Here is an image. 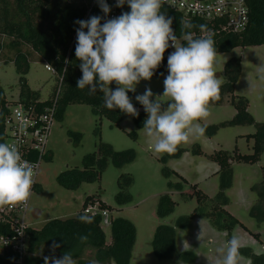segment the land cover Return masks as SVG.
<instances>
[{
  "label": "rangeland",
  "instance_id": "1",
  "mask_svg": "<svg viewBox=\"0 0 264 264\" xmlns=\"http://www.w3.org/2000/svg\"><path fill=\"white\" fill-rule=\"evenodd\" d=\"M0 38L5 44L0 56V83L7 99L14 102L20 92V74L14 62L16 51L11 46L12 38L1 35ZM177 42L180 43L179 40ZM22 49L29 54V71L25 75L27 85L40 92L43 98L49 97L56 83L55 74L30 46L23 45ZM173 51L175 48L171 47V53ZM232 57H240L242 65L235 95L246 97L249 113L258 122H264V80L260 78L261 68H264V44L239 46L228 52H217V75L222 83L225 64ZM167 75L168 72L164 75H153L150 81L141 80L135 92H128L133 105L143 111V106L135 97L150 88L154 93L152 99L161 100L166 108L168 98L162 97V94L163 81ZM109 87L112 89V84ZM236 112L231 103L210 104V115L200 123L205 127L231 120ZM256 130L255 125L248 124L222 127L213 135L206 130L203 136L191 138L189 142L179 145L185 149L182 153L168 156L153 151L143 127H138L132 117L115 124L107 117L97 115L89 104H70L65 110L64 118L57 119L53 124L48 143L50 155L47 158L50 159L41 163L37 179L41 189L32 194L27 220L33 228H41L54 218L75 217L83 209L85 199L95 196L97 203L93 211H99L100 202L110 207L105 215L100 210L103 215L101 225L106 233L107 243L111 242L112 219L125 217L135 224L137 241L130 264H216V250L225 246L228 237L226 232L215 228L205 217H195L191 228H177L176 256L173 258L158 257L152 241L159 224L176 226L181 215L194 211L198 205L197 199L185 198V195L194 191V184L211 197L217 193L220 183L217 173L219 165L208 156L220 149L242 154L252 153L254 138L249 139L247 135L255 133ZM70 131L81 133L79 142L70 135ZM133 131L137 132V137L131 134ZM101 143L112 145L116 151L132 149L136 154L135 159L118 166L113 158H109L100 178L83 182L78 189H68L60 185L58 175L66 169L83 168L85 157L94 152L99 153ZM196 145L200 146L201 154L193 151ZM166 167L174 172L167 171ZM127 176L131 177L130 182ZM263 178L264 154L256 164L235 162L232 185L226 191L229 198L226 209L244 225H237L232 236L235 234L240 238L241 247H250L258 255H264V220L254 216L252 208L257 199L254 186ZM170 182H182V192L171 186ZM121 191L130 196V200L123 204L117 200ZM166 193L177 204L171 215L160 218L157 214L159 197ZM36 212L37 216L34 215ZM255 233L260 235V239L254 236ZM183 252H191L194 259H187L190 254L187 258H181L179 253ZM238 264H254V259L241 251Z\"/></svg>",
  "mask_w": 264,
  "mask_h": 264
},
{
  "label": "trees",
  "instance_id": "2",
  "mask_svg": "<svg viewBox=\"0 0 264 264\" xmlns=\"http://www.w3.org/2000/svg\"><path fill=\"white\" fill-rule=\"evenodd\" d=\"M106 2V0H105ZM250 21L247 29L242 32H228L222 29L221 22L216 20H203L197 17H187L184 14L169 8L162 9L166 17L172 18V28L177 38L181 37V22H191L194 27L191 31L196 35H202L199 26H206L207 32L213 36L217 52H228L239 46H251L264 44V0H247ZM125 11L130 12L127 3ZM92 16L102 17L101 23L106 19L105 14L99 6L98 0H0V35L12 38L11 46L14 47L16 55L14 62L20 74L19 101L26 104L42 100L44 107L52 103V99L58 95L57 119H63L68 105L73 103H84L92 106L93 111L100 116H105L118 124L127 117H132L138 127L144 126L147 113L138 110V116H130L121 112L118 108L109 110L105 108L103 93L97 89L96 94L89 95L87 89L77 88V80L81 78L80 61L75 56L77 43L75 23L77 20H88ZM85 31H87L85 29ZM206 34V33H204ZM182 44L186 42L181 40ZM28 45L47 64L55 69L56 83L51 94L43 98L40 92L31 89L27 85L26 73L29 71V54L22 49ZM5 48L0 38V56ZM171 54V47L164 53V59L154 75H164L167 70V58ZM241 58H230L224 68V82L221 85L220 99L211 104L223 105L231 103L236 108V115L227 121L217 124L205 125L210 135L215 134L220 128L231 125H255V133L248 134L250 139L254 138L253 152L242 154L228 150H217L210 154V160L219 165L217 173L220 176L219 188L215 196L200 190L194 184V191L185 195L187 199H197L198 205L191 214L181 215L176 226L161 223L156 228L152 241L154 252L160 258H173L176 256L175 241L177 228H191L195 217L202 216L217 229L227 233L228 240L237 225H244L231 212L226 209L229 203L227 189L232 185L235 162L256 164L260 162L264 154V122H258L248 111V99L244 96H236V83L241 74ZM117 85L112 83V90ZM227 96V97H226ZM229 96V97H228ZM231 96V97H230ZM4 87L0 83V121L7 111L8 103ZM131 134L137 137V132ZM70 135L79 142L81 133L70 131ZM0 142H5L0 133ZM185 149L178 146L175 153L168 156L178 155ZM196 154L202 150L196 145ZM235 152V153H234ZM135 152L132 149L116 151L112 145L101 143L99 153L94 152L85 157L83 168H70L61 172L57 179L60 185L68 189H78L83 182H92L100 178L102 171L107 167L109 158H113L116 165L122 166L135 159ZM50 159V158H47ZM167 171L174 172L166 167ZM128 182L131 177L127 176ZM184 180V179H183ZM175 189L181 190L182 182L172 183ZM39 189V185L37 186ZM254 189L257 199L252 208V214L259 220H264V178L255 184ZM182 192V190L180 191ZM183 194L184 193H180ZM118 203L123 204L130 200V196L121 191L117 195ZM95 196H88L83 204V209L75 217L61 219L54 218L47 221L41 229L29 228L27 231V248L24 264H44V257H62L65 252H70L76 264H130L133 249L137 241V228L135 224L125 217H116L110 223L111 242L107 243L106 233L101 225L103 215L100 210H108L107 204H98L99 212L88 214L93 217L90 224L82 223L78 217L85 213L89 206H95ZM176 201L169 193L159 197L157 214L160 218L171 215L176 208ZM246 228V227H245ZM80 235H87L88 240L81 243ZM254 236L260 239V235ZM53 241L60 244L59 248L52 249ZM244 252L254 259V264H264V255L256 254L250 247H240L239 252ZM190 256L187 258V256ZM181 258L194 259L189 252L179 253ZM0 264H13L8 256H0Z\"/></svg>",
  "mask_w": 264,
  "mask_h": 264
},
{
  "label": "clouds",
  "instance_id": "3",
  "mask_svg": "<svg viewBox=\"0 0 264 264\" xmlns=\"http://www.w3.org/2000/svg\"><path fill=\"white\" fill-rule=\"evenodd\" d=\"M105 16L110 12L105 0H98ZM168 0H117V7L125 3L130 12L105 19L92 16L75 21L77 43L75 56L81 62L82 76L77 88L94 95L99 88L104 107L109 110L138 116L128 92H135L141 80L150 81L171 46L175 48L167 58L168 75L164 78L162 97L167 107L153 100L150 88L135 99L148 114L143 131L156 153L173 154L178 146L205 134L200 123L210 115V104L220 99L222 81L217 75L219 61L213 36L200 25L202 35L196 36L190 21L181 22V37L172 28V18L161 8ZM85 29L87 31H85ZM206 33V34H204ZM185 41L186 45L177 41ZM171 42V44H170ZM260 78L264 80V68ZM115 82V90L109 86ZM36 164L23 159L15 143L0 142V208L26 205L32 195ZM78 219L90 224L93 217L81 214ZM84 243L87 235H80ZM52 249L60 247L53 241ZM241 240L235 234L218 248L216 264H238ZM44 264H76L70 252L62 257H44Z\"/></svg>",
  "mask_w": 264,
  "mask_h": 264
},
{
  "label": "built area",
  "instance_id": "4",
  "mask_svg": "<svg viewBox=\"0 0 264 264\" xmlns=\"http://www.w3.org/2000/svg\"><path fill=\"white\" fill-rule=\"evenodd\" d=\"M106 3L110 7L106 19L126 12L125 5L117 7V0H106ZM164 8L176 10L187 17L220 21L222 29L228 32L245 31L250 21L247 0H168L161 12ZM47 68L55 73L50 64H47ZM59 91L52 103L44 107L41 105L43 99L26 104L18 102V97L16 103H8L3 120L0 121V133L4 141L15 143L23 159L37 166L32 194L39 185L37 179L41 163L50 155L48 143L53 124L57 120ZM31 197L26 205L0 208V256H8L13 264H24L27 231L31 226L27 220ZM93 207L89 206L85 213L99 212L93 211ZM102 214H107V210Z\"/></svg>",
  "mask_w": 264,
  "mask_h": 264
},
{
  "label": "crops",
  "instance_id": "5",
  "mask_svg": "<svg viewBox=\"0 0 264 264\" xmlns=\"http://www.w3.org/2000/svg\"><path fill=\"white\" fill-rule=\"evenodd\" d=\"M217 171H218V170H217ZM40 189H41V188H40V186H39V189H37V190H40ZM37 190H36V191H37ZM34 215H36V216H37V215H38V213L36 212V213H34ZM61 219H63V218H61ZM43 226H44V225H43ZM43 226H42V227H43ZM30 227H31V228H33V226H30ZM42 227H41V228H42ZM41 228H33V229H41Z\"/></svg>",
  "mask_w": 264,
  "mask_h": 264
}]
</instances>
